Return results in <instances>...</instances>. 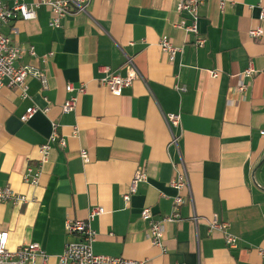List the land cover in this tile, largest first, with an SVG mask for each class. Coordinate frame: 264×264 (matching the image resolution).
<instances>
[{
	"label": "crops",
	"instance_id": "1",
	"mask_svg": "<svg viewBox=\"0 0 264 264\" xmlns=\"http://www.w3.org/2000/svg\"><path fill=\"white\" fill-rule=\"evenodd\" d=\"M177 2L92 0L58 28L49 26L51 13L40 5L34 19L0 26L19 46L34 49V56L25 52L15 65L38 68L47 82L42 88L27 78V98L17 87L0 89V186L31 198L0 202L9 249L35 242L49 256L46 264H57L66 243L78 240L66 220L86 218L99 206L104 212L90 222L95 254L145 264H264L257 252L264 247V0H205L198 18L203 46L176 26L189 21L176 11ZM257 26L261 36L250 37ZM163 36L180 48L172 61L159 47ZM127 58L141 78L116 96L99 79L105 68L125 75ZM249 64L254 75L241 77ZM240 80L247 84L242 92L236 89ZM67 83L83 84L85 91L75 109L63 113L61 104L71 95ZM30 106L39 110L22 121ZM167 113L180 114V129L173 130L180 134L177 145L170 143ZM51 120L66 144H53L39 183L26 184L22 176L36 165ZM182 165L188 188L180 191V219L164 224L163 253L147 237L140 212L149 207L159 218L172 211L178 191L170 182ZM139 167L147 179L125 202L122 194ZM213 214L228 222L236 247L226 244L223 231L208 230Z\"/></svg>",
	"mask_w": 264,
	"mask_h": 264
},
{
	"label": "built area",
	"instance_id": "2",
	"mask_svg": "<svg viewBox=\"0 0 264 264\" xmlns=\"http://www.w3.org/2000/svg\"><path fill=\"white\" fill-rule=\"evenodd\" d=\"M92 0H36L34 2H25L24 0H14L11 5L5 4L0 0V26L8 23L13 19L31 20L36 16V8L40 5L46 6L50 13L49 26L58 28L62 24V20L71 13L85 12L86 7ZM205 0H179L176 5L178 13L184 12L188 17V22L185 20L179 22L176 26L183 29L187 33H192L196 39L197 46H203L205 38L199 35L198 18L199 7ZM259 20L264 21V6H261L259 13ZM262 34V28L257 26L248 31V35L252 38H258ZM159 47L165 54L169 61L175 58L176 53L180 50L170 40L163 36L159 40ZM35 55L32 46L24 49L15 43L12 38L3 33L0 29V89L4 86L17 87L21 92L22 98H27V78H36L40 81L42 88L47 86L45 75L38 69L30 65L16 66L15 63L22 57L23 53ZM52 52L44 56V60L50 57ZM126 73L121 75L118 72L109 71L108 68L104 70V76L99 79V83L105 86L108 91L116 96H119L124 88L129 87L132 82L141 78L140 72L137 70L131 58L126 60ZM255 73V68L249 64L242 72L241 77H251ZM212 75L216 76L213 72ZM264 83V70L262 71ZM177 90L183 91V86H174ZM247 87L242 80L237 84L236 89L242 92ZM65 89L71 92V95L61 104V112L67 113L75 109L78 101V96L85 91L84 85L80 84L74 87L73 84L67 83ZM39 109L35 106H30L26 109L24 114L20 116L22 121H27ZM40 111L46 113L48 107L40 108ZM164 120L170 132V143L177 145L180 134L174 133V129H180V114L167 113L163 114ZM51 131L45 141L39 145V157L36 160V165H28L22 176L23 182L35 186L39 183L42 174L43 164L48 160L49 153L53 144L59 147H64L65 139L59 133V124L51 120ZM260 134L264 136V128L260 130ZM81 157L86 159L87 154L85 150L80 151ZM175 174L170 182V185L178 191V194L172 198V211L169 214L155 217L149 207H144L140 212V217L147 223V237L151 244L159 247L163 253L166 252V247L163 242L164 238V224L179 220V207L183 203V198L180 191L188 188L187 172L182 165V169L174 168ZM147 175L144 168L139 167L135 170L132 178L128 182L122 198L128 202L132 195L137 191L140 182L146 181ZM31 200L25 194L18 193L7 186H0V202L9 203H26ZM104 209L102 207H93L89 210L88 216L83 219L68 218L65 222V228L69 234H74L78 240L66 243L63 251L57 254V264H145L143 261L126 258L123 256H107L95 254L92 249V243L95 239V232L92 229L90 222L99 214H102ZM197 216L193 215L191 220L194 224L197 222ZM208 230H220L224 233L226 244L229 247H236L238 238L228 232V222L220 220L216 214H213L207 220ZM8 230H0V264H28L34 263L37 258H40L42 264H46L49 256L40 248L35 242H27L20 244L17 248L11 250L7 247ZM259 255L264 257V247L257 248ZM172 264H182L174 262Z\"/></svg>",
	"mask_w": 264,
	"mask_h": 264
}]
</instances>
